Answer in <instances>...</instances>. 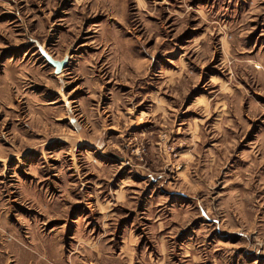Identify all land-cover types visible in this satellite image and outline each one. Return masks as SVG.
Returning <instances> with one entry per match:
<instances>
[{"label":"rangeland","instance_id":"1","mask_svg":"<svg viewBox=\"0 0 264 264\" xmlns=\"http://www.w3.org/2000/svg\"><path fill=\"white\" fill-rule=\"evenodd\" d=\"M0 264H264V0H0Z\"/></svg>","mask_w":264,"mask_h":264},{"label":"water","instance_id":"2","mask_svg":"<svg viewBox=\"0 0 264 264\" xmlns=\"http://www.w3.org/2000/svg\"><path fill=\"white\" fill-rule=\"evenodd\" d=\"M51 61H53V60L51 59ZM53 62H54V61H53ZM57 64H59V66H60L61 63H57Z\"/></svg>","mask_w":264,"mask_h":264}]
</instances>
